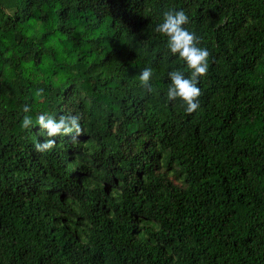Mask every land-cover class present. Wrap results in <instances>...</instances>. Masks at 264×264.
Returning <instances> with one entry per match:
<instances>
[{
  "label": "trees",
  "instance_id": "1",
  "mask_svg": "<svg viewBox=\"0 0 264 264\" xmlns=\"http://www.w3.org/2000/svg\"><path fill=\"white\" fill-rule=\"evenodd\" d=\"M170 9L210 53L191 115ZM42 113L80 142L37 153ZM0 264H264V0H0Z\"/></svg>",
  "mask_w": 264,
  "mask_h": 264
},
{
  "label": "clouds",
  "instance_id": "2",
  "mask_svg": "<svg viewBox=\"0 0 264 264\" xmlns=\"http://www.w3.org/2000/svg\"><path fill=\"white\" fill-rule=\"evenodd\" d=\"M188 23V16L183 10L170 9L163 13L162 22L154 31L166 38L168 50L173 56H178L188 72L187 76L179 69L168 73L170 84L166 94L167 100L180 101L185 106V112L191 115L200 108L201 89L197 85L200 78L208 73L210 53L206 48L199 46L201 40L196 33L185 27ZM152 77L151 68H145L139 74L140 85L149 92L152 91ZM42 94L43 89L37 90V96ZM30 111L29 105L23 106V112L26 114L21 121V127L24 130H29L33 125L31 116L27 115ZM36 123L39 125L41 135L46 137L43 142L37 141L34 144V150L41 154L50 152L56 147V137L70 136L71 143L77 145L80 142L78 138L84 134L79 114L69 113L56 119L47 113H42L38 115Z\"/></svg>",
  "mask_w": 264,
  "mask_h": 264
}]
</instances>
